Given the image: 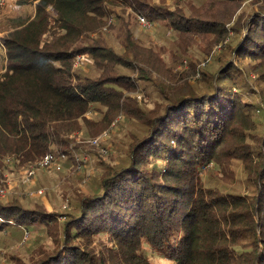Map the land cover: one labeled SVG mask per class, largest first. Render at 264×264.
I'll use <instances>...</instances> for the list:
<instances>
[{
  "label": "trees",
  "instance_id": "obj_1",
  "mask_svg": "<svg viewBox=\"0 0 264 264\" xmlns=\"http://www.w3.org/2000/svg\"><path fill=\"white\" fill-rule=\"evenodd\" d=\"M242 1L212 0L225 8L192 5L186 14L166 0H38L33 18L0 36V167L47 153L74 158V132L85 126L94 136L119 113L145 126L96 189L74 192L69 210L0 197V231L51 239L32 264H154L153 254L174 264H264V0L239 16L232 28L245 33L197 80L136 37L125 18L131 8L220 44ZM113 17L123 23L118 48L104 35ZM86 54L97 75L76 70ZM143 80L160 96L148 111L133 95ZM93 110L100 126L87 117ZM221 156L243 163L245 193L205 184L203 168L223 164Z\"/></svg>",
  "mask_w": 264,
  "mask_h": 264
},
{
  "label": "rangeland",
  "instance_id": "obj_2",
  "mask_svg": "<svg viewBox=\"0 0 264 264\" xmlns=\"http://www.w3.org/2000/svg\"><path fill=\"white\" fill-rule=\"evenodd\" d=\"M37 1L3 0L0 7V36L22 25V21L33 18L36 14ZM153 1L161 2V0ZM211 1L166 0V4L171 9H182L186 14L190 13L192 5L204 6L207 10L216 8L220 11L225 8L223 5L216 7ZM260 4L261 2L256 0H243L227 24L229 33L220 44H214L211 38L196 33H181L165 18L154 20L146 18L148 23L144 24L139 19L141 14L131 8H127L125 18L131 22L136 37L145 44L160 50L167 63L175 70L186 72L188 79L197 80L200 69L207 71L214 69L221 61L219 57L227 56L224 50H229L228 46L235 45L245 33V28L242 26L238 30L232 28L239 20V16L244 18L259 8ZM50 12L54 13V10L51 9ZM122 25V22L119 23L113 17L108 21L104 30L109 43L117 48L119 47L118 34ZM192 62L195 64L194 69L191 66ZM93 63L91 56L86 54L77 60L75 68L82 74L97 75L98 72L94 69ZM4 68L5 48L0 39V72L4 71ZM249 80L255 82L253 78ZM140 84V89L133 95L148 111L159 102V92L149 82L143 80ZM262 85L264 87V82ZM257 87L259 89V86ZM87 117L96 122L98 126L103 118L102 114L96 110L88 112ZM95 127L92 124L91 131L96 130ZM144 130L145 126L140 120L119 113L113 116L105 129L102 128L94 136L89 133L90 127L84 126L82 130L74 132L73 136L80 145L78 150H74V158L53 154L54 159L51 163L42 165L39 159L22 166L7 159V163L0 167V197L4 200L16 198L26 206L44 205L49 211L69 210L74 199V192L89 193L96 189L106 170V165L123 162L127 146L134 137L141 136ZM221 159L223 164L213 160L203 168L202 175L205 184L229 192L245 193L244 191L251 186L248 183L247 171L243 163L235 157L229 159L228 162L224 161V156H221ZM34 163L36 165L32 168L31 165ZM58 166L61 168H57ZM41 244L46 247L52 245L51 239L44 232L4 229L0 231V264H16L18 260L24 264H32ZM153 261L154 264H174L171 260L156 254H153Z\"/></svg>",
  "mask_w": 264,
  "mask_h": 264
},
{
  "label": "built area",
  "instance_id": "obj_3",
  "mask_svg": "<svg viewBox=\"0 0 264 264\" xmlns=\"http://www.w3.org/2000/svg\"><path fill=\"white\" fill-rule=\"evenodd\" d=\"M139 19L142 23L146 24L148 23V21L146 20V17L143 16V15H139ZM81 56H78V60L80 59ZM54 159V156L52 153H47L46 155H44L42 158H41V164L42 165H45V163H51ZM36 163L32 164L31 167H35ZM57 168H61L60 166H58ZM31 173L33 172V170L31 169L30 171Z\"/></svg>",
  "mask_w": 264,
  "mask_h": 264
}]
</instances>
